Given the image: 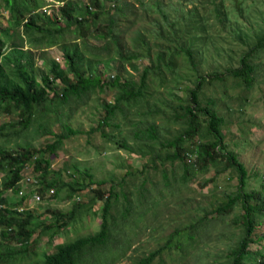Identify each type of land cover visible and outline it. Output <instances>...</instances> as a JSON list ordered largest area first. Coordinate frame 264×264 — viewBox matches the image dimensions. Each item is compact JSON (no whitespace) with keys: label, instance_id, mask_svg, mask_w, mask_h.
<instances>
[{"label":"rangeland","instance_id":"rangeland-1","mask_svg":"<svg viewBox=\"0 0 264 264\" xmlns=\"http://www.w3.org/2000/svg\"><path fill=\"white\" fill-rule=\"evenodd\" d=\"M66 1L37 0L40 7L32 14L38 17V29L33 28L26 33L22 26L9 24L11 9L5 8V0H0V27L10 29L9 36L3 37L2 54H9L15 49L14 46L23 48L32 59L36 83L45 90L48 99L41 115L44 116V129L35 123L40 116L35 115L28 130L21 132L17 113L0 111V125L7 123L0 133V149L16 152L19 147L29 144L34 149L43 150L37 155L49 160L47 166L41 164L36 169L39 163L30 159L23 168L22 177L34 176L37 179L43 176L46 185L38 183L41 190H47V186L52 187L48 191L57 188V192L43 198L40 203L27 202L25 213L37 217V221L29 226L33 234L23 243L17 241L15 236L6 243L2 240L1 250L5 253L10 250L14 255L4 254L0 264H38L43 254L54 252L60 244L97 235L112 189L118 195V200L110 197V214L122 229L116 235L126 236L128 241L122 247L112 245L105 256H99V249L84 252L77 264H132L160 248L162 251L150 264H229L226 254L243 235V222L240 223L242 209L237 206L228 216H216L209 221L202 218L206 212L214 213L225 202L224 195L237 189L235 171L228 169L216 173L215 168L210 167L204 173H194L189 179L190 183L185 184L180 192L164 190L161 166L170 180H173L170 172L174 169L180 185L179 179L183 175L180 162L165 161L164 165H159L157 160L158 166L153 168L144 163L145 158L138 153L120 145L122 140L135 148L140 144L132 140V134L136 128L143 126L139 121L143 112H151L147 116V124L155 122L158 125L161 140L174 138L181 133L183 124L174 119L175 114L180 112L176 105L185 102L187 89L195 87V75L225 73L227 69L237 67L240 57L255 43L256 37H264V0H241L240 3L235 0H120L117 11L124 4L130 10L125 11V16H120L113 27L117 33L116 44L107 37V28H102V25H106L107 16L116 13L115 6L107 0H70L79 6H90L85 24L90 30L89 36H83L74 26L57 33L58 27H64L59 11ZM139 1H144L145 6L142 7ZM156 3L167 12V21L154 7ZM216 4H221L219 18L216 17ZM101 11L102 17L95 22V26L92 25L94 14ZM193 11L201 20L197 32L189 36L192 37L190 40L175 41L174 38L182 36L168 35L171 32V28H168L173 26L170 23L177 24L179 29L184 17L188 19ZM49 22L54 24H47ZM49 36L56 42L46 45L32 40L37 37L42 41ZM76 46L81 50V64L87 74L92 77L99 74L103 83L107 84L116 76H119L120 83L127 79L139 84L144 68L157 63V55L164 54L165 59L169 58L165 49L190 48L197 67L195 74H191L185 58L177 57L175 75L164 79L162 85H159L160 79L152 80L153 75L147 79L149 97L143 105L129 112L117 111L113 125L103 123L100 127L106 109L114 104L118 88L108 86L100 90L96 86L88 96L69 97L65 102L53 98V94H60L62 81L74 80L63 52ZM118 46L122 48L123 57L118 55ZM256 62V78L249 90L243 89L240 81L231 75H227L224 81L215 77L207 81L208 76L198 96L202 105L212 107L224 117V142L246 168L248 179L245 189L260 192L261 182H264V54L260 53ZM89 65L91 68H87ZM11 67L12 64L6 66L5 73H12ZM51 67L57 76L43 85L40 76L49 74ZM25 73L31 75L29 71ZM21 84L23 86L24 83L21 81ZM246 95L249 98L243 102ZM210 98L215 100V104L208 103ZM62 124H67L74 132L61 138L54 153H44L46 144L54 140L52 133L60 132ZM153 144L157 145L154 151L159 153L171 150L168 147L160 148L156 142ZM186 145L192 144L186 142ZM137 151L148 153L146 148ZM9 175L6 166L0 169V188L2 183L8 181ZM76 183L85 187L76 190L73 186ZM69 184L71 190L67 186ZM260 193L264 198V192ZM124 196L131 209L139 207L140 211L147 210L149 219L141 217L143 211H134L128 218H122ZM4 202L12 208L16 207L17 202L22 204L14 194L1 192L0 203ZM48 209L62 214L73 212V215L60 217L56 222ZM253 220L258 224L253 230V242L248 246L244 264H253L254 258H257L256 252L264 256V238L256 239L257 235H264V211L255 215ZM144 223H148L147 226ZM192 223L201 225L197 228L204 227L198 241L190 242L185 251L178 248L177 243L164 245L176 229L181 230ZM48 224L55 225L47 230L45 226Z\"/></svg>","mask_w":264,"mask_h":264},{"label":"trees","instance_id":"trees-1","mask_svg":"<svg viewBox=\"0 0 264 264\" xmlns=\"http://www.w3.org/2000/svg\"><path fill=\"white\" fill-rule=\"evenodd\" d=\"M107 1H111L110 3L115 6L116 13L115 15L107 16L106 25H102V28H107V37L111 39V42L116 44L117 33L113 31V27L118 23L117 20L120 16H125L124 12H129L130 9L124 4V6L120 7L117 11L120 0ZM235 1H237V3L241 2V0ZM139 2L142 7L145 6L144 1ZM5 6V8L11 9L9 20L10 25L22 26L26 33H29L33 28H36L35 30L38 29L36 25L38 17L32 14L40 7V3H38L37 0H22V2H18L17 0H5ZM89 7L90 6L88 5L79 6L70 0L64 2L59 11L60 19L63 21L64 27H58L57 33L74 26L81 31L83 36H89L90 30L87 29L85 25L87 23L86 17L89 15ZM154 7L161 13L162 19L167 21L168 16L164 8L159 7L157 3ZM215 11L216 17L219 18L221 16V4H216ZM105 13L106 15L108 14L107 11H105ZM102 15V11L99 13L96 12L94 14V19L92 20V25L95 26V22L101 18ZM184 19V21H181L179 29L177 28V24L170 23V25L173 26L168 28V30L171 28V32H168V35L173 34V36L176 37L180 34L182 36L181 38H174L175 41L183 42L192 39V37L189 36L194 34V32H197V25L201 21L196 11H193L192 14L190 12V17L188 19L184 17ZM47 24L53 25L54 23L49 22ZM203 32H205V30H203ZM9 33L10 29L0 27V111L10 114L17 113L16 116L19 117L17 123L22 127L21 132L28 130L35 115H40L35 120V123L39 124L40 129H44L42 122L44 116L41 115L43 114L46 102H48L45 90L37 85L35 75L33 74L32 59L28 53L24 52L23 48L19 49L14 46L15 49L12 52L9 54L4 52L2 54L5 42L3 37L9 36ZM44 33L48 34L45 30ZM187 37L188 39H186ZM195 37L197 36L195 35ZM32 40L35 42H43L46 45L56 42L52 36L43 38L42 41L37 37ZM118 49L119 57H123L121 54L122 48L118 46ZM165 50L166 55L169 54V58L165 59L164 54L157 55V63L144 68L140 75L139 84L133 83V81L127 79L120 83L119 76L112 79L111 83H103L99 74H96L93 77L87 74V70L83 68L81 64V50H79L77 46L72 50H65L63 52L64 60L67 61V68L73 74L74 80L62 81L63 87L60 89V94H53V98L60 102H65L69 97L88 96L90 91L95 89L96 86H99L100 90H103V88L108 86L109 88H118V93L114 97V104L106 109V116L100 124V127L103 126V123L113 125L112 120L117 111L129 112L131 109L143 105L149 97V85L147 79L149 80L150 76L153 75L152 80L160 79L159 85H162L164 79L168 76L175 75L177 57H184L186 63L189 65L190 71H192L191 74H195L197 63L190 48L179 47L173 51L169 49ZM260 53L264 54V37L262 36L256 37L255 43L243 53L239 59V65L237 67L229 68L225 73L213 72L207 75H195V87L187 89L185 102L176 105L180 112L175 114L174 119L175 121L179 120L183 124L181 133L176 137L161 140L158 125L155 122L147 124V116L151 115V112L149 111L148 114L144 112L140 114L141 118L139 121L143 123V126L136 128V131L132 134V140L140 142L137 148L134 146H128L126 140H122L120 145L125 149L127 148L130 152L138 153L139 156L145 158L144 163L146 162L153 168L158 166L157 160L159 161V165H164L163 162L165 161L171 163H175L176 161H178V163L180 162L179 164L183 168V175L180 176L179 179L181 181L180 185H178L175 170L171 169L170 175L173 176V178H171L173 180H170L166 170L164 171V168L161 166L164 190L171 189L180 192L182 187L189 182V179L194 173H204L208 171L210 167H214L216 173L225 172L228 169L235 171L238 178L237 189L234 192L225 194V202L215 209L214 213H211L213 211L206 212L202 218V220L209 221V219L213 220V218L220 216H228L237 206L242 209L243 213L240 216V223L243 222V235L240 236L236 246L226 254L227 259H229V264H244L245 256L249 252L248 246L253 242V230L258 224V221H254L253 218L255 215L262 214V211H264V198L260 193L264 192V182H261L260 192L247 191L245 189L248 179L246 168L238 161L236 153L228 150L227 145L224 142V134L222 132V126L225 124L224 117L219 115L212 107L202 105L198 93L202 87L203 81L208 76L210 77L207 81L212 80L213 77L220 81H224L227 75H231L240 81L243 85V89L249 90L256 78L255 74L258 67L256 61L258 60ZM11 64L12 67L10 69L12 70V73H5L6 66L8 67ZM87 68H91V66L89 65ZM26 71L31 72V75H27L25 73ZM165 72L169 75H165ZM56 76L57 74L53 72V68L51 67L49 69V74H41L40 77L42 78L43 85H46L47 80H53L52 78H55ZM21 81L24 83L23 86ZM248 95L243 97V102L248 100ZM208 103L213 105L215 104V100L210 98ZM147 107L150 109L149 106ZM6 125L7 123L0 125V133L6 128ZM60 127V132L52 133L54 140L46 144L45 148L47 150H44V153H54L55 149L60 145L61 138L74 132V130L67 124H62ZM138 138L142 139L140 140ZM153 142L158 143L160 148L168 147L171 150H168L164 154L154 151L157 145L153 144ZM186 142H189L192 145L184 146ZM24 146L25 147H19L16 152L0 149V169L6 166L8 172H10L8 181L1 184L0 197L1 192H6L10 188H12L14 192H17L18 187H16V183L21 179L23 168L30 159H33L35 163H39L36 165V169H39L41 164L47 166L49 162L47 158L37 155L39 151L43 152V150L34 149L29 144ZM139 148H146L148 153L145 154L142 151H137ZM189 154H194L195 159L193 161H189ZM219 164L222 165L219 166ZM42 169H44V167ZM44 178L45 177L43 176L37 177V181L42 186L46 185L44 184ZM62 186L64 185H61V187ZM67 186H69V190H71V184ZM73 186H75L76 190H81L85 187L84 185L77 183ZM50 188L52 187L47 186V190L39 189L38 192L44 194V192L48 191ZM112 190L110 191L109 197H107L108 200L103 210V221H101V229L99 233L94 236L78 238L70 243L58 245L54 252L43 254V259L38 264H77L78 260L84 255V252L99 249V256H105L108 250H111L112 245H119L120 247L124 246L128 239L126 236L116 235L119 234L118 232L122 229L120 224H115L118 223V221H115V217L110 214V197L112 196V199L116 198L118 200V195ZM55 191L57 192V188H55ZM55 191H53V193H55ZM123 200L125 202V211L122 213V218H128L134 211L139 213L143 211L141 217L148 218L146 216L147 210L140 211L139 207L136 209L133 207L131 209L125 196L123 197ZM3 204L7 206L5 202ZM48 210L52 213V217L56 218V222L60 217L66 218L67 216L73 215V212L62 214L50 209ZM25 212L18 213L9 208L0 209V258H2L4 254L6 256L14 255V253H10V250H7L6 253L1 250L3 245L2 240H5L4 243H6L15 236L17 241L23 243L28 241L32 236L33 230L29 229V226L37 221V217ZM202 220H200V222H202ZM144 224L146 225L148 223ZM54 225L55 224H48L45 228L49 230ZM198 225L192 223L181 230L176 229L173 234L168 236L164 245L177 243L176 245L178 248L185 251L187 245L190 244V242L194 243L198 241L199 234L204 231V227L197 228ZM260 237L264 238V235L259 234L256 239ZM160 251H162V248L140 257L132 264H150L154 261L156 255L160 253ZM255 254L257 258H254L255 261L253 264H264V256L257 252Z\"/></svg>","mask_w":264,"mask_h":264},{"label":"built area","instance_id":"built-area-1","mask_svg":"<svg viewBox=\"0 0 264 264\" xmlns=\"http://www.w3.org/2000/svg\"><path fill=\"white\" fill-rule=\"evenodd\" d=\"M189 161H193L194 154H189ZM38 181L34 176H25L22 177L17 183L16 187H18L17 192H14L12 188L8 189L6 192L8 194H14L18 201H22V204L17 202L16 207L12 208L8 205L5 206L4 204L0 203V209L2 208H9L11 210H14L18 213H23L27 211V208L25 206L26 202L33 201L36 203H40L43 198H49L53 194V190L47 191L44 195L40 194L38 190L40 189V186L38 185ZM30 187V189H28Z\"/></svg>","mask_w":264,"mask_h":264},{"label":"clouds","instance_id":"clouds-1","mask_svg":"<svg viewBox=\"0 0 264 264\" xmlns=\"http://www.w3.org/2000/svg\"><path fill=\"white\" fill-rule=\"evenodd\" d=\"M63 5V4H62ZM1 189V188H0Z\"/></svg>","mask_w":264,"mask_h":264}]
</instances>
